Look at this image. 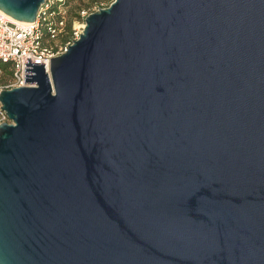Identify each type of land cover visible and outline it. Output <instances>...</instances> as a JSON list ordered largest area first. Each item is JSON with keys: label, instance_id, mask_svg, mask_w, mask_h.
I'll return each mask as SVG.
<instances>
[{"label": "water", "instance_id": "1", "mask_svg": "<svg viewBox=\"0 0 264 264\" xmlns=\"http://www.w3.org/2000/svg\"><path fill=\"white\" fill-rule=\"evenodd\" d=\"M28 58L0 91V264H264V0H113Z\"/></svg>", "mask_w": 264, "mask_h": 264}, {"label": "built area", "instance_id": "2", "mask_svg": "<svg viewBox=\"0 0 264 264\" xmlns=\"http://www.w3.org/2000/svg\"><path fill=\"white\" fill-rule=\"evenodd\" d=\"M71 4L68 0H45L39 7L36 18L32 21L15 22L12 16L0 9V76L8 75L9 80L3 88H12L34 82L25 81L26 65L31 56L32 62H45L50 71L51 58L68 49V45L80 37L86 24V17L101 5L82 6L73 16L71 28L68 27ZM71 32V39L64 40L66 33ZM12 122L0 100V123Z\"/></svg>", "mask_w": 264, "mask_h": 264}, {"label": "rangeland", "instance_id": "3", "mask_svg": "<svg viewBox=\"0 0 264 264\" xmlns=\"http://www.w3.org/2000/svg\"><path fill=\"white\" fill-rule=\"evenodd\" d=\"M113 0H72V3L75 7H82V6H93L95 4L101 5V6H108ZM3 66H7L6 64H3ZM10 76L2 75L0 76V85H5L8 83Z\"/></svg>", "mask_w": 264, "mask_h": 264}, {"label": "trees", "instance_id": "4", "mask_svg": "<svg viewBox=\"0 0 264 264\" xmlns=\"http://www.w3.org/2000/svg\"><path fill=\"white\" fill-rule=\"evenodd\" d=\"M68 2L71 4L70 17L68 19V27L71 28L73 16L78 14L79 7L78 6L75 7L74 4L72 3V0H68ZM68 39H71V32L66 33L65 36H64V40H68ZM0 65H2L1 62H0Z\"/></svg>", "mask_w": 264, "mask_h": 264}, {"label": "bare ground", "instance_id": "5", "mask_svg": "<svg viewBox=\"0 0 264 264\" xmlns=\"http://www.w3.org/2000/svg\"><path fill=\"white\" fill-rule=\"evenodd\" d=\"M11 19H12L13 21H15V22H19V21H20V20L14 18V17H11Z\"/></svg>", "mask_w": 264, "mask_h": 264}]
</instances>
